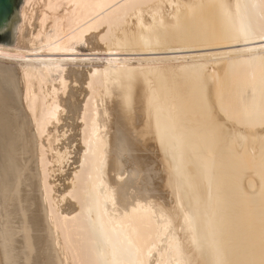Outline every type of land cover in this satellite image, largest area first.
I'll list each match as a JSON object with an SVG mask.
<instances>
[{
    "label": "bare ground",
    "instance_id": "6f19581e",
    "mask_svg": "<svg viewBox=\"0 0 264 264\" xmlns=\"http://www.w3.org/2000/svg\"><path fill=\"white\" fill-rule=\"evenodd\" d=\"M18 18L0 264H264V0H23Z\"/></svg>",
    "mask_w": 264,
    "mask_h": 264
},
{
    "label": "water",
    "instance_id": "95a60500",
    "mask_svg": "<svg viewBox=\"0 0 264 264\" xmlns=\"http://www.w3.org/2000/svg\"><path fill=\"white\" fill-rule=\"evenodd\" d=\"M23 0H0V46L12 47Z\"/></svg>",
    "mask_w": 264,
    "mask_h": 264
},
{
    "label": "rangeland",
    "instance_id": "374dc122",
    "mask_svg": "<svg viewBox=\"0 0 264 264\" xmlns=\"http://www.w3.org/2000/svg\"><path fill=\"white\" fill-rule=\"evenodd\" d=\"M83 54H86V53H83ZM103 58V57H102Z\"/></svg>",
    "mask_w": 264,
    "mask_h": 264
}]
</instances>
